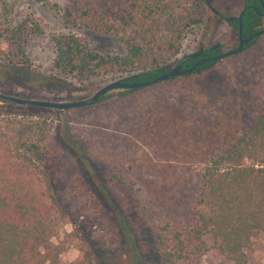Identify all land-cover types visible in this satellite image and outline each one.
<instances>
[{"label": "trees", "instance_id": "16d2710c", "mask_svg": "<svg viewBox=\"0 0 264 264\" xmlns=\"http://www.w3.org/2000/svg\"><path fill=\"white\" fill-rule=\"evenodd\" d=\"M18 1L0 0V73L23 70L27 76L36 70L28 44L42 29L31 19L15 20ZM243 2L241 21L249 36L264 24L263 9L260 0ZM58 12L79 34L53 37L50 71L85 84L132 75L137 77L129 82H146L165 74L179 55L200 44L212 9L208 0H71ZM224 19L239 31L238 18ZM93 37L115 38L117 47L99 49ZM215 53L206 49L209 57ZM218 62L150 87L120 90L119 98L101 107L72 109L81 117L74 132L81 154L93 160L88 166L99 162L108 188H121L127 196L147 194L151 212L165 214L154 229L159 261L147 263L140 232L126 223L128 210L141 207L111 193L118 240L130 251L132 264H203L204 259L250 264L253 237L264 235V90L243 99L226 98V89L225 96L196 98L194 104L191 93L179 100L186 87L182 80L205 78ZM0 102V264H61L66 244L83 237L72 219L80 212L70 211L68 191H61L67 171H55L57 163L47 162L62 156L51 143L54 119L41 108ZM194 107L199 115L191 113ZM148 172L163 176L146 181ZM187 179L197 188L190 202L183 189ZM69 222L73 231L55 242ZM82 247L72 264H96L94 252L84 242Z\"/></svg>", "mask_w": 264, "mask_h": 264}, {"label": "rangeland", "instance_id": "374dc122", "mask_svg": "<svg viewBox=\"0 0 264 264\" xmlns=\"http://www.w3.org/2000/svg\"><path fill=\"white\" fill-rule=\"evenodd\" d=\"M71 0H19L15 5L16 21L31 19L42 29L41 34H33L28 44V54L36 68L34 72H29L27 76L22 75V71L7 69L0 73V90L8 96L17 93L20 98L31 100H42L52 102H71L92 97L96 92L102 89L112 81H106L100 77L93 78L85 84L76 81L73 78L54 77L50 71L52 61L55 57V46L53 37L62 33H76L78 31L68 29L61 20L59 9L64 8ZM214 7L224 16H238L244 7L243 0H214ZM264 28V24L260 27ZM262 39L251 49L240 55H233L220 60L215 69L205 78H193L182 80L180 83L186 86L181 92L182 98L189 95V102L194 104V99L205 96H215L223 94L224 90H229L226 98L243 99L264 90V35ZM93 45L104 51L116 48L118 40L111 37H93ZM216 43H221V53L235 49L239 45L238 31L229 25L223 17L217 16L213 11L210 14L209 26L201 37L198 46H191L188 53H183L173 61L170 69L174 67L177 61L184 55L198 51L202 46L209 48ZM169 69V70H170ZM119 80V79H118ZM228 85V88H227ZM230 88V89H229ZM184 94V95H183ZM120 97V90L112 93V96L100 103L101 107L106 102ZM176 98V101L179 102ZM213 100V98H212ZM183 101V100H182ZM204 101V100H202ZM182 104L179 103L178 105ZM3 104L0 102V107ZM17 105V104H16ZM20 106V105H19ZM194 106V105H193ZM26 107V106H24ZM38 108V107H35ZM194 107L191 113L198 109ZM43 109L46 114L53 117V130L51 143L61 151V158H50L47 162H56L55 171H67L61 191H68L67 201L70 211L80 212V216L72 217L76 220L77 228L82 231L81 240L67 243L66 252L62 255L61 264H72L78 261L81 256V247L85 243V249L94 252L96 264H132L130 251L126 250L123 242L118 240L116 233L117 216L114 214L113 206L110 201H114L112 192L120 193L121 197H127L129 203H136V209L129 212V221L126 223L134 224L140 232L142 247H144L145 261L154 263L159 261L160 250L154 239V229L158 221L165 218L162 211L152 213L147 205V194L139 191L129 193L128 196L122 189L110 187V183L101 174L100 163H94L91 168L88 166L89 158L81 154V141L75 134V125L79 123V111L69 110L60 112L57 110ZM78 109V108H76ZM41 112V111H40ZM1 113H3L1 111ZM93 163V162H92ZM174 176H181L178 172ZM163 176L160 174L145 173V180H151ZM189 179L183 189L187 200L192 201L197 194V188L190 184ZM88 188H92L95 196L92 197ZM65 194V193H63ZM108 198V199H107ZM94 199V202L91 201ZM98 204L102 206H98ZM147 205L148 208L142 207ZM104 209V210H102ZM105 211V212H104ZM182 217L185 218V215ZM75 225L69 222L64 225L60 234L54 238L55 242L64 241L66 234L73 231ZM264 235L255 233L253 239L257 243L261 241ZM83 248V247H82ZM254 259V258H253ZM211 259H204L203 264H209ZM251 264L255 260L251 259Z\"/></svg>", "mask_w": 264, "mask_h": 264}, {"label": "water", "instance_id": "95a60500", "mask_svg": "<svg viewBox=\"0 0 264 264\" xmlns=\"http://www.w3.org/2000/svg\"><path fill=\"white\" fill-rule=\"evenodd\" d=\"M261 1V6L263 9V15H264V0ZM214 0H208V4L210 5L212 11L220 17L228 18L229 20H236L239 19V45L230 51L220 53L212 58L209 59H201L197 61L194 65H192L188 69H184V66L187 62H190L192 60L200 59L205 51V47L202 46L198 51L184 55L181 57L177 63L174 65L172 69H170L165 74L156 77L155 79L151 81L146 82H129L132 79H135L137 75H132L128 77L121 78L119 80H115L106 86H104L102 89H100L98 92H96L92 97L88 99H82L78 101H71V102H52V101H42V100H31V99H24L20 97L15 96H8L5 94L0 93V101L7 102V103H13L20 106H26V107H38V108H46V109H55L60 111H69L71 109L81 108V107H89L96 105L112 96V93L118 90H127V89H138V88H144V87H150L152 85L158 84L160 82L169 80L170 78L178 77L185 74H191L193 73L198 67H200L205 62H211V61H220L225 58H228L230 56H233L237 54L238 52H241L246 44H249L252 42L255 38H258L262 35H264V28L260 29L259 31L255 32L252 35L245 36L243 32V25L241 21L242 13L246 10V8L243 9V11L236 17V16H224L222 15L213 5ZM221 43H216L215 45L209 47L210 51L217 50L221 48Z\"/></svg>", "mask_w": 264, "mask_h": 264}, {"label": "crops", "instance_id": "0c3cea01", "mask_svg": "<svg viewBox=\"0 0 264 264\" xmlns=\"http://www.w3.org/2000/svg\"><path fill=\"white\" fill-rule=\"evenodd\" d=\"M254 241V250L252 260H255V264H264V236L261 238V241L255 243ZM251 264V262H250Z\"/></svg>", "mask_w": 264, "mask_h": 264}, {"label": "flooded vegetation", "instance_id": "af4514ba", "mask_svg": "<svg viewBox=\"0 0 264 264\" xmlns=\"http://www.w3.org/2000/svg\"><path fill=\"white\" fill-rule=\"evenodd\" d=\"M260 2H261V1H260ZM241 12H242V11H241ZM263 16H264V15H263ZM243 32H244V30H243ZM238 34H239V31H238ZM206 49H207V48H205L204 54H203V56H202L200 59L192 60V61H190V63L187 62V63L185 64V66H184V69H188V68H190L192 65H194L197 61H199V60H201V59H209V58H212V57H214V56H216V55H218V54L221 53V52H220V51H221V48H219V49H217V50H214V52H216L214 56L209 57V56L206 55ZM219 52H220V53H219Z\"/></svg>", "mask_w": 264, "mask_h": 264}]
</instances>
